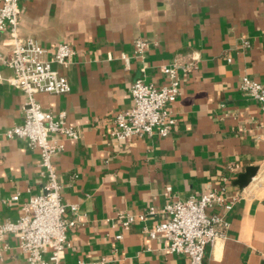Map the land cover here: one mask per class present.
I'll return each mask as SVG.
<instances>
[{"label":"crops","instance_id":"1","mask_svg":"<svg viewBox=\"0 0 264 264\" xmlns=\"http://www.w3.org/2000/svg\"><path fill=\"white\" fill-rule=\"evenodd\" d=\"M1 3V0H0ZM18 33L47 48L59 42L74 56L52 66L70 84L66 93L37 92L36 100L54 117L64 111L79 137L65 138L54 156L62 201L77 206L68 231L69 264H188L161 237L145 231L163 218L174 199L216 189L230 208L213 205L224 223L206 246L202 264H264V107L239 87L244 75L264 82V0H19ZM8 32L0 31L6 52ZM147 41L143 56L134 41ZM248 40V45L243 44ZM230 58V61L227 60ZM126 59V60H125ZM177 60L180 92L168 105L176 121L164 137L130 142L110 135L117 110L131 105L130 84L166 82L160 66ZM7 75L10 69L0 64ZM24 94L0 81V220L21 214L20 203L40 192L39 152L5 129L22 122ZM236 170L230 171L229 165ZM247 166H257L244 187L233 183ZM169 186L170 189L166 190ZM18 193L19 199L8 202ZM154 213L122 227L118 215ZM66 216H71L69 210ZM116 234H121L117 239ZM0 264H26L17 240L0 242Z\"/></svg>","mask_w":264,"mask_h":264},{"label":"built area","instance_id":"2","mask_svg":"<svg viewBox=\"0 0 264 264\" xmlns=\"http://www.w3.org/2000/svg\"><path fill=\"white\" fill-rule=\"evenodd\" d=\"M19 11V0H1L0 31L8 32L5 41L8 50H0V64L9 68L10 73L4 75L0 71V81L17 86L25 97L22 122L5 129L3 133L9 138L24 139L28 146L38 150L43 183L40 192L20 203L21 214L17 218L0 220V242L6 235L15 237L26 264H69L64 256L70 246L68 231L76 225L77 206L62 201V183L54 156L64 145L53 136L57 134L76 139L79 134L74 126L66 122L64 111L54 117L42 108L35 94H60L70 90L67 78L54 69L52 64L66 63L74 56L75 49L67 42H59L47 57V48L40 42L18 33ZM248 43V40H243L244 45ZM147 45V41L137 38L134 41L135 54L143 56ZM227 60L230 61V58ZM193 66L192 61L180 64L177 60L161 65L160 70L166 75V82L161 86L140 78L134 80L129 87L131 105L115 112L110 135L125 142L141 136H167L176 121L168 105L180 92L178 68L188 71ZM239 87L264 107V82L244 75L240 78ZM261 139L264 141V135ZM236 167L230 164L229 170L234 171ZM169 189L167 186L166 190ZM18 199V193H15L7 201ZM234 199L226 200L224 194L214 188L198 197L174 199L165 203L161 209L163 218L145 228V231L150 238L165 239L168 251L184 254L188 264H202L206 246L219 235L216 226L224 223L220 215L210 213L209 209L215 204L228 209ZM67 210L71 216H66ZM152 213L154 209L150 207L137 215L119 214L118 219L122 227L128 228L136 218L143 220L147 214ZM115 237L120 239L121 234ZM8 247V243L2 242L0 250ZM105 261V257H101L92 263Z\"/></svg>","mask_w":264,"mask_h":264},{"label":"water","instance_id":"3","mask_svg":"<svg viewBox=\"0 0 264 264\" xmlns=\"http://www.w3.org/2000/svg\"><path fill=\"white\" fill-rule=\"evenodd\" d=\"M257 166H247L244 171L240 172L233 183L239 188L246 186L255 175Z\"/></svg>","mask_w":264,"mask_h":264}]
</instances>
